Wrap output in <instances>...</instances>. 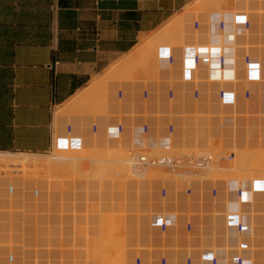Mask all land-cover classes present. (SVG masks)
<instances>
[{"label": "rangeland", "instance_id": "1", "mask_svg": "<svg viewBox=\"0 0 264 264\" xmlns=\"http://www.w3.org/2000/svg\"><path fill=\"white\" fill-rule=\"evenodd\" d=\"M200 1L196 0L185 12L211 10L212 2L201 6ZM242 3L245 6V19L241 25L244 34L250 36L252 33L249 31L253 30L260 39L257 27L261 23L264 25L263 21L258 22L264 19V2L243 0ZM233 20L229 19V22ZM165 26L116 63L102 80L106 83L101 82L99 90L93 88V97L78 101L73 109L72 106L64 109L66 115L61 121L58 119L55 145L49 153H0L9 158L58 162L59 168L61 166L54 176L39 178L27 185L18 184L17 188L0 186V225L10 224L16 229V242L25 239L26 230L22 223L24 221L25 224L29 215L32 218V233L35 232L36 236L33 234L30 240L37 238L35 243L38 247H31L36 251L30 264H40L39 261L45 260L41 257L47 256L51 260L47 258L45 264H65L66 256L62 255L67 250L71 253L69 260L73 261L68 264H83L84 261L93 264L100 255L106 258L113 256L111 249L116 246L123 253L130 249H142L144 236L141 223L135 224L136 235L132 241L127 224L129 218L138 221L143 218V171L149 166L169 170L188 169L170 163L174 161L165 154V146L170 144L167 142L182 138L198 140L202 136L208 139L219 133L239 141L235 150L237 163L226 159L213 169L227 179L239 180L253 187L254 214L258 217V236L253 237L256 247L254 262L264 264V41H243L241 45L242 41H237L239 46L238 49L233 47L234 69L231 71L225 65L221 70L215 67L218 50L209 53L207 63L210 69L198 85L208 93L207 100L201 104H207L211 118L206 125H193L177 122L183 113H190L185 107L193 104L181 101L180 94L193 86L190 88L186 83L184 87L183 76L160 73L159 63L151 62V58H156L159 43L165 40L160 36ZM212 29L213 26H210ZM223 46L228 48L225 41ZM147 49L149 52L146 55ZM137 51L140 55L135 59L137 63L132 62V67L128 58ZM179 83L183 87L178 86ZM174 89L181 91L176 100L177 94L170 92ZM168 104L174 108L168 114L163 113L160 108ZM171 116L177 118L175 122H170ZM228 131L235 134L230 135ZM76 146L81 148H74ZM184 147L189 148L186 143ZM156 159L166 160L167 163L156 164ZM234 165H237L234 174L222 167ZM6 170L0 169V178L5 179V175L12 178L1 181L11 184L20 177L21 173H17L21 172L19 168L8 167ZM43 170H37L38 175L46 176L47 172ZM227 192L234 195L235 189L228 187ZM36 207H39V215ZM35 215L42 219L36 222ZM117 226L123 234L119 237L113 236ZM38 229L42 230V234L37 235ZM211 230L215 231V225L211 226ZM152 246L154 249L158 247L156 243ZM78 251L89 255V262L84 257L81 259ZM16 256L12 244L0 247V264H25ZM122 259L117 256L115 264H123ZM135 259L136 263L131 264H143L140 259Z\"/></svg>", "mask_w": 264, "mask_h": 264}, {"label": "bare ground", "instance_id": "2", "mask_svg": "<svg viewBox=\"0 0 264 264\" xmlns=\"http://www.w3.org/2000/svg\"><path fill=\"white\" fill-rule=\"evenodd\" d=\"M225 1L228 3L226 4ZM257 1L264 2V0ZM211 2L212 5H209L211 10L186 11L178 18L170 20L172 22L163 28L160 35L165 40L162 39L163 41L161 40L159 43L161 45H157L156 58H151V62L159 63L160 73L180 74L184 79V87L186 83L190 88L193 86L191 89L183 91L181 96L179 95L181 101H189L193 104L185 107L190 113H183L177 122L206 125L211 118L207 112V104H201L203 100H207L206 94L208 96V93L205 89L201 90L199 87L202 86L198 85L200 79L202 82L210 69L207 63L209 53L218 50L215 67L221 70L220 68L225 65L231 71L234 69L233 47L238 49L239 46L237 41H242L240 45L243 41H264V25L261 23L264 22V19L258 21L261 23L257 27L260 39L254 35L253 30H248L249 33H252L250 36L244 34L245 31L241 27L245 19L243 0H201L199 4L202 6L203 3L211 4ZM229 19H232L233 22H229ZM210 26H213L212 30H210ZM156 35L155 37H157ZM223 41L228 48L223 46ZM148 52L147 49L146 55ZM139 55L140 51H137L129 56L128 60L132 67L133 63H137L135 59ZM180 85L179 83L178 86ZM170 92L177 94L176 100L181 91L174 89ZM177 101L180 102V99ZM173 108L174 106L168 104L160 109L163 113L168 114ZM170 118V122H175L177 119L173 116ZM228 132L230 135L235 134L234 132L232 134V131ZM207 138L202 136L198 140L192 138L187 141L186 138H182V140L167 142L170 144L165 146V154L171 161H174L170 163L185 166L188 169L169 170L164 167L149 166L143 171V218L140 221L129 218L127 224L128 236L132 241L136 235L135 224L141 223V233L144 236L143 248L130 249L123 253L121 248L112 243L113 246H116L111 249L113 256L109 255L106 258L100 255L93 264H115L117 256L123 258V264L136 263L137 259L135 258L140 259L143 264H255L256 247L253 237L257 238L258 236L256 233L258 217L254 214V189L239 180L227 179L225 175L215 172L213 169L218 168L215 166L217 163L220 164L226 159L237 163L235 150L239 141L233 137H224L221 133ZM185 143L189 148L184 147ZM78 147L81 148L80 146L74 148ZM230 156L233 158H228ZM154 162L164 165L167 163L166 160L159 159ZM58 165V162L9 158L2 154L0 155V169L19 168L21 172L17 171V173H23V175L20 174L21 178H15L11 184H8V181H1L3 179L1 177L0 186L5 188L10 185L17 188L18 184L26 183L27 185L39 178L54 176L55 172L61 168ZM222 167L230 170L231 172H229L233 174L237 170V165L230 168ZM39 169H44L43 171L47 172L46 176L38 175L37 170ZM5 176L10 180L12 178L8 175ZM228 187L235 189L234 195L227 194ZM37 209L39 207H36V213ZM38 215H35V221L42 219ZM22 224L26 230L25 239L21 240L22 243L16 242V238H14L16 229L14 230L13 226L10 224L0 225V247L3 244L6 246L12 244V249L18 256H16L17 260L30 264L33 253L35 255L34 251H36V248L31 247L36 245L38 247V244L35 243L37 238L30 240V236L33 234L36 236L35 232L32 233L33 223L30 215L25 220V224L24 221ZM214 225L215 231L212 232L211 226ZM39 234H42L41 229H38L37 235ZM120 235H123L122 230L117 226L113 236L119 237ZM152 243L158 245L157 249L153 248ZM68 252L67 250L65 255H62L66 256V259L64 257L65 264L73 262L69 260L71 253ZM78 252L81 259L84 257L89 262V255L83 251ZM41 258L46 262L49 256ZM49 259L51 260V258ZM44 261L39 262L45 264ZM83 264L89 263L84 261Z\"/></svg>", "mask_w": 264, "mask_h": 264}, {"label": "crops", "instance_id": "3", "mask_svg": "<svg viewBox=\"0 0 264 264\" xmlns=\"http://www.w3.org/2000/svg\"><path fill=\"white\" fill-rule=\"evenodd\" d=\"M195 1L0 0V153H49L64 109Z\"/></svg>", "mask_w": 264, "mask_h": 264}]
</instances>
